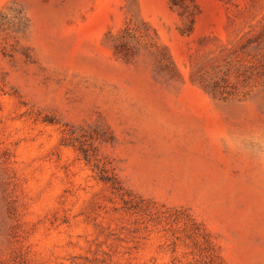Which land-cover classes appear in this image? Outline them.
<instances>
[{
	"label": "rangeland",
	"instance_id": "rangeland-1",
	"mask_svg": "<svg viewBox=\"0 0 264 264\" xmlns=\"http://www.w3.org/2000/svg\"><path fill=\"white\" fill-rule=\"evenodd\" d=\"M0 264H264V0H0Z\"/></svg>",
	"mask_w": 264,
	"mask_h": 264
},
{
	"label": "clouds",
	"instance_id": "clouds-1",
	"mask_svg": "<svg viewBox=\"0 0 264 264\" xmlns=\"http://www.w3.org/2000/svg\"><path fill=\"white\" fill-rule=\"evenodd\" d=\"M249 143H252V144H258V143H260V141H259V140H252V141H249ZM257 155L259 156L260 153L257 152Z\"/></svg>",
	"mask_w": 264,
	"mask_h": 264
}]
</instances>
